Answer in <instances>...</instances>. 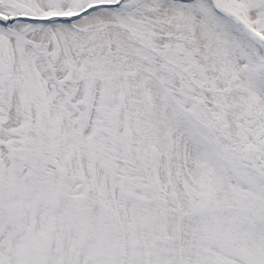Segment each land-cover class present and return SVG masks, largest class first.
<instances>
[{
	"label": "snow or ice",
	"instance_id": "1",
	"mask_svg": "<svg viewBox=\"0 0 264 264\" xmlns=\"http://www.w3.org/2000/svg\"><path fill=\"white\" fill-rule=\"evenodd\" d=\"M0 264H264V0H0Z\"/></svg>",
	"mask_w": 264,
	"mask_h": 264
}]
</instances>
